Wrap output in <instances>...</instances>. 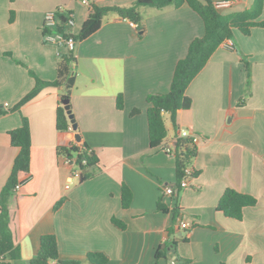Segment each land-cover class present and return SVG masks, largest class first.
Returning <instances> with one entry per match:
<instances>
[{
  "label": "crops",
  "instance_id": "0c3cea01",
  "mask_svg": "<svg viewBox=\"0 0 264 264\" xmlns=\"http://www.w3.org/2000/svg\"><path fill=\"white\" fill-rule=\"evenodd\" d=\"M251 1L230 0L220 12L243 10ZM57 7L70 11L69 31L77 34L89 12L81 0H0V106L19 101L34 76L55 78L58 46L44 41L43 25L45 12ZM140 12L142 36L135 24L110 12L97 31L76 43L69 100L75 130L55 128L60 95L55 86L43 87L18 111L0 115V190L18 151L8 131L19 126L21 115L30 131L29 172L19 179L10 219L19 264H27L44 233L55 234L59 253L79 264H91L85 255L94 250L107 255V264H173V259L174 264H264V28L254 27L249 35L234 30L231 46L221 43L188 84L191 106L177 112L176 126L166 116L164 143L179 132L199 137L196 174L171 197L163 194V185L175 182V159L162 145H149L146 96L169 90L176 62L204 27L187 4L141 6ZM259 19H264V0ZM241 55L247 56L248 75ZM118 93L121 108L115 104ZM135 108L139 112L131 114ZM82 142L98 157L85 179L56 150ZM122 184L132 194L125 208ZM228 187L256 200L243 208L240 220L216 208ZM158 199L167 212L157 209ZM112 216L124 229L112 224ZM181 220L190 226L180 227Z\"/></svg>",
  "mask_w": 264,
  "mask_h": 264
},
{
  "label": "trees",
  "instance_id": "16d2710c",
  "mask_svg": "<svg viewBox=\"0 0 264 264\" xmlns=\"http://www.w3.org/2000/svg\"><path fill=\"white\" fill-rule=\"evenodd\" d=\"M187 4L195 11L203 22V35L193 38L187 47L186 54L180 58L174 67L169 90L167 92L149 93L146 96L148 107L146 109L147 130L149 145L151 148L159 145H169L171 154L175 159V182L176 188L179 187L180 180L186 176L185 169L190 168L189 177H193L196 171L193 169V161L197 154V144L189 136L175 135L168 143H164L167 135L165 125L168 116L172 126H176L177 112L191 106V98L185 90L190 81L204 67L211 54L217 47L227 39L234 38V30L243 35H249L254 27L264 28V19H259L263 0H252L250 5L240 11L222 13L218 11L213 0H134L125 5H106L99 6L90 2L88 15L77 34L65 33V22L69 10L63 9L56 11V24L51 30L63 33L64 36L70 35L75 43L84 40L92 33L97 31L105 15L112 12L122 19L131 21L136 25L138 35L144 32L143 16L140 12L141 6L162 9L167 6L179 7ZM49 31L43 28V33ZM241 60L246 68L248 75V60L246 55H241ZM76 56L74 50H68L65 46H58L56 59V73L53 80H43L34 76L33 87L13 106H0V115L10 111H18L20 106L32 99L45 86H55L59 89L55 110V128L57 131H68L71 127L67 113L63 106V99L70 100L71 92L76 79ZM248 82V81H247ZM70 102V101H69ZM117 108L123 105L122 94L118 93L115 98ZM137 108L131 114L137 113ZM10 142L17 147L18 151L13 159L10 173L3 187L0 190V264H19L21 251L15 243L14 234L10 227L11 212L14 208L12 204L13 188L19 179L29 172L30 164V131L28 120L21 115L19 126L8 131ZM86 142L72 143L68 146H58L57 154L70 160L79 172L81 179L92 175L98 163L97 155L89 150ZM131 190L125 185L121 186V205L127 207L131 202ZM64 199H59L54 204V209L61 206ZM255 198L234 188H226L218 199L216 208L225 216L237 220L243 217V208L254 205ZM158 210L167 212L168 208L160 200H157ZM178 210L174 207L173 211ZM111 222L119 229H124V223L112 216ZM175 244V243H173ZM155 256L161 257L162 251L157 249ZM86 260L91 264H107L108 257L102 251H88L85 255ZM80 260L76 257L62 256L57 248L56 236L53 233H44L39 237V244L35 254L28 260L27 264H79Z\"/></svg>",
  "mask_w": 264,
  "mask_h": 264
},
{
  "label": "built area",
  "instance_id": "2783aa9c",
  "mask_svg": "<svg viewBox=\"0 0 264 264\" xmlns=\"http://www.w3.org/2000/svg\"><path fill=\"white\" fill-rule=\"evenodd\" d=\"M81 1L84 4L89 6L91 0H81ZM229 3H230V0H213V5L218 11H220L222 8L228 6ZM63 9H65V8L57 7L55 9H52V10L45 12L44 25L43 26L48 28L49 31L43 33V39L47 43H53V44H56L57 46H65L66 49H68V50H74L76 43H75V40L72 38V36H70V35L64 36L63 33L51 30L54 27V25L56 24V18H55L56 11L63 10ZM73 23H74L73 16L71 13H69L67 15V19L65 22V33L71 34L69 29L73 26ZM223 43L227 46H231V40L230 39L225 40ZM176 135L177 136H189V137H191V139L194 143H197L199 140V137L197 135L188 134L186 132H179ZM162 146H163V149L165 150V152L170 151L169 145H162ZM89 150H91V149H89ZM64 159L67 163L70 164L69 159H67L65 157H64ZM190 170L191 169L189 167L185 169L186 176L180 180L178 188H176V186L174 184L163 185V194L167 195V196L174 197L176 190H181V189L185 188L188 185V180L190 178L189 177ZM21 185H22V181H18L13 188V192H17L19 190V188L21 187ZM179 224H180V227H182L184 229H187L190 226V224L187 221H183V220H181L179 222ZM171 262L174 264V263H176V260L173 259Z\"/></svg>",
  "mask_w": 264,
  "mask_h": 264
},
{
  "label": "water",
  "instance_id": "95a60500",
  "mask_svg": "<svg viewBox=\"0 0 264 264\" xmlns=\"http://www.w3.org/2000/svg\"><path fill=\"white\" fill-rule=\"evenodd\" d=\"M63 106H64V109H65V111L67 113L68 119L70 121L71 128L75 130L77 128V125L75 123V120H74V117H73V113L71 111V106H70V103H69L68 99H63ZM75 140H77V141L80 140L79 133L75 134Z\"/></svg>",
  "mask_w": 264,
  "mask_h": 264
}]
</instances>
